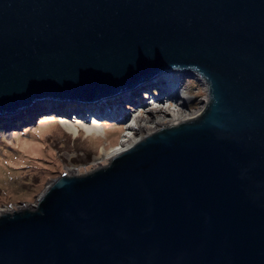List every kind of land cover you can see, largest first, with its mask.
<instances>
[{
  "label": "water",
  "instance_id": "water-1",
  "mask_svg": "<svg viewBox=\"0 0 264 264\" xmlns=\"http://www.w3.org/2000/svg\"><path fill=\"white\" fill-rule=\"evenodd\" d=\"M175 72L200 114L0 208V264H264V0H0V128L125 119Z\"/></svg>",
  "mask_w": 264,
  "mask_h": 264
},
{
  "label": "rangeland",
  "instance_id": "rangeland-1",
  "mask_svg": "<svg viewBox=\"0 0 264 264\" xmlns=\"http://www.w3.org/2000/svg\"><path fill=\"white\" fill-rule=\"evenodd\" d=\"M175 81L184 98L153 97L151 104L127 103L125 108L134 109H128L125 119L74 113L57 116L46 111L14 123V129L0 128V208L24 203L35 206L47 181L65 172L87 174L105 166L122 141L129 145L138 137L135 122L149 121L150 111L158 112L152 117L159 119L173 111H201L206 98L203 86L189 75L176 73ZM65 125L73 126L76 134L69 133Z\"/></svg>",
  "mask_w": 264,
  "mask_h": 264
},
{
  "label": "bare ground",
  "instance_id": "bare-ground-1",
  "mask_svg": "<svg viewBox=\"0 0 264 264\" xmlns=\"http://www.w3.org/2000/svg\"><path fill=\"white\" fill-rule=\"evenodd\" d=\"M172 72H174V71H172V70H170V71H168V73H172ZM175 74H176V72H175ZM197 78V77H196ZM198 81H200V80H198ZM175 83H176V81H175ZM178 85H179V83H178ZM202 86H203V84H202ZM178 90V89H177ZM167 98V97H166ZM172 98H176V97H169L168 99H172ZM178 99H180L181 100V98H178ZM173 100V99H172ZM171 100V101H172ZM205 101H206V98L205 99H203L202 100V102L203 103H205ZM128 103H130V102H128ZM133 103V102H132ZM142 105H144V103H141ZM191 104V103H190ZM184 107V106H183ZM137 109V108H136ZM55 115H57V116H65V112H56V111H52ZM174 112V111H173ZM172 112V114L171 115H167V114H165V117L164 118H166V117H170L171 119L170 120H165L164 118L162 119H159V118H157V117H152V115H156L158 112H155V111H150L149 113H147V115L149 116V117H151V119L149 120V121H145L143 124H138V122H135L136 124V131L138 132V137L135 139V140H132V142L129 144V145H126V144H124L125 142L124 141H122L123 143L122 144H120V146L119 147H117L116 149H114L110 154V158H112L113 156H115V155H117L119 152H121L122 150H124V149H126V148H128L129 146H131L132 144H134V143H136L137 141H139V140H141L142 138H143V136H144V134H145V132H146V130H149V129H152V128H156V127H159V126H162V125H166V124H169V123H172V122H176V121H179V120H182V119H186V118H189V117H192V116H196V115H199L200 114V111H198V112H193V113H191V114H183V113H181V112H174L173 113ZM137 120V119H136ZM77 125H79V122L78 123H76ZM64 128L69 132V133H71V134H76V131H75V128L73 127V126H71V125H65L64 126ZM85 129V132L87 133V134H89L90 132V130L87 128V127H85L84 128ZM129 140V139H128ZM109 158V159H110ZM73 172V171H72ZM71 172V173H72Z\"/></svg>",
  "mask_w": 264,
  "mask_h": 264
}]
</instances>
